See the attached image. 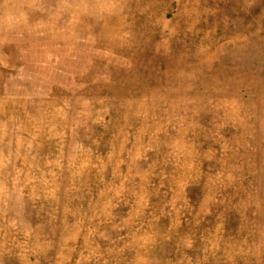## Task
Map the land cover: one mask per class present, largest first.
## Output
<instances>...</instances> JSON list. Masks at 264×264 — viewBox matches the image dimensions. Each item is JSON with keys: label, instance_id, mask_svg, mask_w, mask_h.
I'll return each mask as SVG.
<instances>
[{"label": "rangeland", "instance_id": "obj_1", "mask_svg": "<svg viewBox=\"0 0 264 264\" xmlns=\"http://www.w3.org/2000/svg\"><path fill=\"white\" fill-rule=\"evenodd\" d=\"M0 264H264V0H0Z\"/></svg>", "mask_w": 264, "mask_h": 264}]
</instances>
